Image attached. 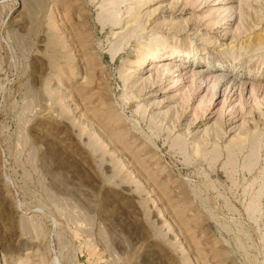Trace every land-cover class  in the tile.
Here are the masks:
<instances>
[{
  "label": "rangeland",
  "instance_id": "obj_1",
  "mask_svg": "<svg viewBox=\"0 0 264 264\" xmlns=\"http://www.w3.org/2000/svg\"><path fill=\"white\" fill-rule=\"evenodd\" d=\"M261 2L0 0V264H264Z\"/></svg>",
  "mask_w": 264,
  "mask_h": 264
},
{
  "label": "bare ground",
  "instance_id": "obj_2",
  "mask_svg": "<svg viewBox=\"0 0 264 264\" xmlns=\"http://www.w3.org/2000/svg\"><path fill=\"white\" fill-rule=\"evenodd\" d=\"M246 1H252V0H240V3H245ZM261 2V0H260ZM258 4V3H257ZM260 8L261 9H264V2L262 1L260 4H259ZM139 7H140V4L139 5H134L133 4V7H131V12H130V19L128 20V22H135V23H138L139 26L141 27L140 29L143 30L145 27L144 26H141V23H140V16H139ZM260 12V11H259ZM256 14V13H255ZM257 15V14H256ZM252 19V18H251ZM253 19L255 20H258L260 18H258V15L255 16L253 14ZM114 25L118 24L117 21H114L113 22ZM132 24L129 23V26H131ZM251 25V24H250ZM146 29V28H145ZM254 38V36H253ZM260 39V38H259ZM258 39V40H259ZM153 41H155L154 45L152 46V48L150 50H152V59H157V62L158 61H161V60H165V59H170L171 58V55H172V51L171 52H161V50L165 49V43L164 42H159V43H156L157 42V39L156 38H153L152 39ZM254 40V39H253ZM255 43V42H254ZM253 43V44H254ZM259 43V42H258ZM256 44V43H255ZM254 44V45H255ZM248 45V44H247ZM253 46V45H252ZM258 46V45H257ZM246 47V45H245ZM169 48V47H168ZM232 48L231 47H227L225 46L223 49L220 50L221 53H224V54H228V55H231L233 53V50H231ZM150 50H148L150 52ZM149 52H146V55H150ZM143 55V54H142ZM137 58V57H136ZM230 58V57H229ZM184 59H188L189 61L193 62V63H197V62H202L203 64H206V62H208L207 58L205 57H195V56H187V58H184ZM233 61H234V58H231ZM138 66H140L142 63H143V59L141 58H137L136 61H135ZM156 62V63H157ZM151 63V62H150ZM154 63V62H153ZM184 64V63H183ZM215 68H213L212 70H210V72H217L215 75H212V80L210 81L212 83V86L213 87H217L220 82L222 80H224V78L226 77V75L224 74V71H222L224 68H226L228 65H231V62L228 60H222V61H216L214 64ZM180 66V64L178 62H175L172 66H169V67H164V70L163 71H166V72H171V70L173 68H176ZM183 66V65H181ZM198 65H190V67H192L193 69L197 68ZM151 64H150V68H151ZM220 67V68H219ZM223 67V68H222ZM187 68V67H185ZM184 68V69H185ZM149 69V68H148ZM175 71H181V69H177V70H174ZM192 77H194L196 80H200L201 83H199L198 85H196L195 89H198L201 84H202V81L204 80L203 78L205 77L204 74H201V70H198V71H194L192 74H191ZM227 81H229L230 79L229 78H226ZM143 82H149V76L147 78L144 79ZM144 83V84H145ZM147 86V85H146ZM145 87V86H144ZM140 91V90H139ZM210 94V93H209ZM213 92H211L210 94V97L213 96ZM250 128V127H249ZM251 130V129H250ZM251 140V137L249 136L248 134V128H247V144L248 142H250ZM232 141L234 143H240V140H239V136L238 137H234L232 139ZM250 146V145H249ZM253 150V149H252ZM253 155V154H252Z\"/></svg>",
  "mask_w": 264,
  "mask_h": 264
}]
</instances>
